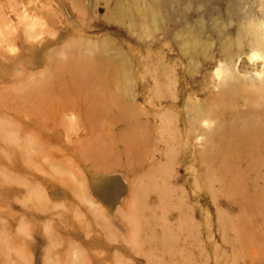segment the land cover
Returning a JSON list of instances; mask_svg holds the SVG:
<instances>
[{
	"label": "rangeland",
	"instance_id": "obj_1",
	"mask_svg": "<svg viewBox=\"0 0 264 264\" xmlns=\"http://www.w3.org/2000/svg\"><path fill=\"white\" fill-rule=\"evenodd\" d=\"M210 1L0 0V264H264V200L226 186L262 193L264 167L219 140L264 60L222 48ZM82 59L109 82L81 86Z\"/></svg>",
	"mask_w": 264,
	"mask_h": 264
},
{
	"label": "bare ground",
	"instance_id": "obj_2",
	"mask_svg": "<svg viewBox=\"0 0 264 264\" xmlns=\"http://www.w3.org/2000/svg\"><path fill=\"white\" fill-rule=\"evenodd\" d=\"M158 5L161 8L168 10L170 0H158ZM213 1V3H212ZM224 1L225 12H221L220 8L217 7L218 2ZM211 4L214 7L211 9V15L213 17L214 32L216 33L217 40L222 45V48L228 52L233 47H241L244 41L250 42V52H252L251 59L262 58L264 60V29L263 21L259 20V16L255 14V8L257 7L256 1L249 2L248 0H211ZM248 4V8L244 11L245 5ZM261 7V13L264 17V0H260L259 4ZM245 15V16H244ZM258 15V14H257ZM244 16V17H243ZM239 20V25L241 27L240 32H236L234 39L230 36L231 33L228 29ZM245 28V29H244ZM228 31V32H227ZM241 52V50H240ZM84 59L79 60L78 65L74 68L76 73V81H81L80 85L85 88L93 89V87L105 84L109 82V78L105 72L102 70L104 67L100 64L89 63V66H84ZM68 67V66H67ZM79 71V74L77 73ZM263 84L259 87L255 84L249 85H238L233 89L238 92H230V99H233L239 95L246 96L250 103L254 106L252 110L248 111L246 117L243 118L239 116L235 123L229 125L228 127L222 126V132L220 134L219 140H233L235 144V151L237 154L242 156L248 155L252 158L253 163L260 164L264 167V105H262L261 98L256 95L253 85L257 87L255 90L263 89L264 78H262ZM45 85L32 86L26 90V94L22 93L19 95L20 105L31 104L35 110L44 108L47 104L53 102V97L50 96L48 92L45 91ZM264 90V89H263ZM253 92L254 94H249ZM61 95L66 96V90L60 92ZM57 96V95H55ZM231 101V100H230ZM17 102V103H18ZM19 104V103H18ZM256 107V108H255ZM230 158H224V171L231 166ZM254 164H252L253 166ZM232 169H236L232 168ZM264 171V170H263ZM264 182V172L259 176ZM227 188L232 191H237L240 193L241 199L244 202H251L256 204L258 201L264 200V192H260L256 189H251L246 187L243 178L240 173H236L227 182ZM249 190V191H248ZM259 203V202H258Z\"/></svg>",
	"mask_w": 264,
	"mask_h": 264
}]
</instances>
